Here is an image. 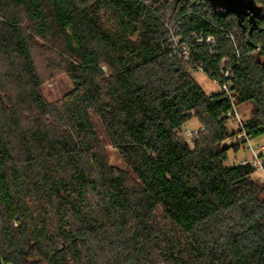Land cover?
I'll return each mask as SVG.
<instances>
[{
    "label": "trees",
    "instance_id": "trees-1",
    "mask_svg": "<svg viewBox=\"0 0 264 264\" xmlns=\"http://www.w3.org/2000/svg\"><path fill=\"white\" fill-rule=\"evenodd\" d=\"M244 23L206 0H0V264H264V179L222 144L245 104L243 130L264 136V13ZM223 57L235 104L193 77ZM60 74L73 90L48 102Z\"/></svg>",
    "mask_w": 264,
    "mask_h": 264
},
{
    "label": "rangeland",
    "instance_id": "rangeland-1",
    "mask_svg": "<svg viewBox=\"0 0 264 264\" xmlns=\"http://www.w3.org/2000/svg\"><path fill=\"white\" fill-rule=\"evenodd\" d=\"M193 77L207 94L220 93L219 86L215 84L213 80H211V78H209L207 75L196 72L193 73ZM73 87L74 86L71 79L66 74H60L52 80H46L41 91L45 99L52 103L62 99L66 94L73 90ZM253 109L254 106L252 104H245L241 107H238V113L241 121L245 122L250 119ZM91 118L99 136L103 142L107 144L111 164L122 169H127L119 153L112 146L108 145L109 143L105 136V132L100 120L94 114L91 115ZM227 125L231 133L236 132L238 129L237 122L235 121H229ZM186 128L190 129L196 134L200 133L201 130H204V128L196 120H192L190 123H188ZM227 145L228 144H226V146ZM251 145L255 148V152L258 156L264 154V136L253 139ZM259 146H262L263 149H259ZM232 147L233 148H231L229 151V161L227 162L226 166H234L254 161L255 155L251 150H249L248 145L240 143V145ZM256 177L261 181L264 179L263 173L261 171L256 173Z\"/></svg>",
    "mask_w": 264,
    "mask_h": 264
},
{
    "label": "built area",
    "instance_id": "built-area-1",
    "mask_svg": "<svg viewBox=\"0 0 264 264\" xmlns=\"http://www.w3.org/2000/svg\"><path fill=\"white\" fill-rule=\"evenodd\" d=\"M147 1V0H145ZM257 3V0H256ZM202 6H205L204 2H199L197 4H193L192 8L200 9ZM208 11L207 9L205 10ZM192 37L194 38V42L198 46H212L216 43V39L213 36L205 37L203 34L195 35L192 34ZM230 41L229 46H232L236 51L235 54H237L238 58H240V52L238 51V45L236 41V35L235 33H230L229 35ZM183 37L179 35V32L175 34V37L173 38V48L175 50L174 54L179 53V56L186 61H190L193 57V50L195 45H188V44H182ZM214 55H217V53H213ZM233 61L230 58L223 57L222 60L218 63L217 73L219 77L211 78L215 84H217L220 88V93L226 95L227 97L231 98L232 103H236L237 99L232 97V82L235 78V69L233 67ZM194 69L196 72L203 73L207 75L206 73V65L203 61H200L196 64H194ZM228 117L230 118V121L237 122V125L239 126L238 131H236L235 136L232 139H228L224 141L222 144L226 145H233V144H240L243 143L245 145L249 146V150H251L255 157L254 161L247 162L252 163L258 171H261L264 176V162L261 160L260 156H258L255 152V148L251 145L252 138L248 136V134L243 130L244 124L243 121H241L239 117V113L237 109H234V111L230 112L228 114ZM198 134V133H197ZM197 134L193 131H191L188 128L184 129V136L188 140V142H192L194 139L197 138ZM259 149H263L262 146H259ZM245 164V163H244ZM264 178V177H263Z\"/></svg>",
    "mask_w": 264,
    "mask_h": 264
},
{
    "label": "water",
    "instance_id": "water-1",
    "mask_svg": "<svg viewBox=\"0 0 264 264\" xmlns=\"http://www.w3.org/2000/svg\"><path fill=\"white\" fill-rule=\"evenodd\" d=\"M217 11L235 15L243 32L246 31V18L255 19L261 17L263 9L258 6L256 0H206Z\"/></svg>",
    "mask_w": 264,
    "mask_h": 264
},
{
    "label": "flooded vegetation",
    "instance_id": "flooded-vegetation-1",
    "mask_svg": "<svg viewBox=\"0 0 264 264\" xmlns=\"http://www.w3.org/2000/svg\"><path fill=\"white\" fill-rule=\"evenodd\" d=\"M246 19H248V18H246Z\"/></svg>",
    "mask_w": 264,
    "mask_h": 264
}]
</instances>
